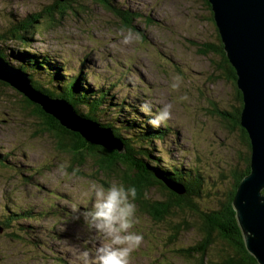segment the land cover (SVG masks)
<instances>
[{
	"label": "rangeland",
	"instance_id": "obj_1",
	"mask_svg": "<svg viewBox=\"0 0 264 264\" xmlns=\"http://www.w3.org/2000/svg\"><path fill=\"white\" fill-rule=\"evenodd\" d=\"M56 1L66 0H0V31L28 13L50 12L52 19L40 21L24 50L57 60L68 70L62 74L81 70L93 86L112 84L114 98H126L138 111L145 100L152 103L153 114L161 104H170V117L161 125L169 132L164 140L153 141L147 161L158 162L160 168L161 161L196 168L204 187L194 200L199 209L214 207L234 188V174L245 170L249 152L240 130L222 113L236 106L235 87L224 78L220 57L201 53L209 51L204 43L216 42L219 35L210 7L204 0H113L137 14L127 26L95 0H70L62 14L54 7ZM128 31L134 39L124 44ZM0 44L6 50H20V43L13 40ZM176 75L181 77L180 86L172 90L169 84ZM180 96L187 99L178 100ZM24 100L16 89L0 82V153L8 161L6 168L0 166V218L7 209H28L34 215L6 229L0 222V264H83V251L90 253L92 264L97 238L75 219L77 210L89 203L88 181L120 183L126 170L119 165L117 172L96 171L90 158L80 165L58 150L52 132L44 129L45 123ZM163 197L158 184L147 191L148 201ZM154 216L136 206L129 231L143 238L129 264H196V255L175 252L199 240L196 215L173 209L158 220ZM17 224L24 228L21 237L11 234L17 232ZM217 246L216 240L209 253Z\"/></svg>",
	"mask_w": 264,
	"mask_h": 264
},
{
	"label": "trees",
	"instance_id": "obj_2",
	"mask_svg": "<svg viewBox=\"0 0 264 264\" xmlns=\"http://www.w3.org/2000/svg\"><path fill=\"white\" fill-rule=\"evenodd\" d=\"M68 1L70 0L56 1L58 5H54V7L58 9L60 14H62L63 7ZM95 1L114 15L119 16L127 26L132 25V19L137 15L135 13L132 15L126 9H121L113 0ZM204 2L207 7H210L207 0H204ZM51 16L52 13L41 10L28 13L18 20L10 21L4 30L0 31V43L13 40L20 43V50H6L1 48L3 45L0 44L1 55L8 63L27 73L35 88L51 97L64 98L84 118L92 119L102 127H110L113 135L121 142L123 152L110 151L90 144L77 132L64 128L56 119L44 113L38 105L25 99L24 105L32 108V113L45 123L44 129L46 131L52 132L57 149L70 154L80 165L84 164L85 161L82 163L84 159L90 158L97 166L96 171L117 172L119 165H123L126 174L120 178V183L136 187L135 204L137 208L144 213L155 215V219L164 217L173 209L194 213L197 217L195 219V229L198 231L200 238L195 244L175 250L177 254L186 257L196 255V264H258L256 259L246 250L231 205L239 181L250 170V143L245 129L239 124L243 102L241 93L236 87L235 70L227 60L220 36H216V42L204 43L209 51L203 49L205 51L203 52L201 46L200 49L203 55L213 53L220 57L222 74L235 87V104H237L233 106L232 112L224 111L222 113L230 116L233 126L240 130L249 154L246 158L245 170L239 174H234V177H236L234 188H231L224 198L218 200L214 207L199 209L194 199L201 197L204 180L196 168H181L179 164L173 165L165 161H161L163 164L160 168L158 162L147 161L151 155L150 150L154 147L153 141L157 139L164 140L169 132L170 128L167 125L156 128L149 126L147 123L149 117L145 114L141 115L140 110L138 111L135 108V104H131L126 98H114L113 93H110L112 84L109 85L110 87L99 84L93 86L86 81V76L84 77L81 70L74 72V74H65L68 71L67 68L62 67V64L59 65L57 60L51 59L47 54L23 49L24 45L27 47L29 45H26V43L30 34L41 27L40 21L46 18L52 19ZM62 71H65L64 74L61 73ZM35 78L37 80L40 78L43 83H39ZM44 83L50 85L52 89L44 87ZM81 108H85L86 112H83L84 110ZM102 115L103 118L104 115L106 116L105 120L102 119ZM157 159L155 160L157 161ZM6 164H8V161L5 154L0 153V166L6 168ZM154 173H160L173 184H180L184 188L183 194H177L168 189L160 179L155 177ZM156 184L164 192V197L159 201H148L146 198L147 191ZM22 218H34V215L28 209H7V212L2 214L0 222L3 228L6 229ZM184 225H186V228L188 227L187 224ZM17 226H19L16 229L17 232L11 234L21 237L24 228L19 224ZM173 232L172 239L174 240L177 230L174 228ZM216 240L218 241L217 248L213 247V253H209L210 247L214 246Z\"/></svg>",
	"mask_w": 264,
	"mask_h": 264
},
{
	"label": "water",
	"instance_id": "obj_3",
	"mask_svg": "<svg viewBox=\"0 0 264 264\" xmlns=\"http://www.w3.org/2000/svg\"><path fill=\"white\" fill-rule=\"evenodd\" d=\"M207 1L227 60L235 70L236 87L243 102L239 124L250 143V170L239 181L231 205L246 250L258 264H264V204H260V198L264 197V0ZM0 82L16 89L90 144L123 152L111 128L84 118L64 98L51 97L36 89L28 74L8 63L1 53ZM154 175L171 191L183 194L180 184H173L160 173Z\"/></svg>",
	"mask_w": 264,
	"mask_h": 264
},
{
	"label": "clouds",
	"instance_id": "obj_4",
	"mask_svg": "<svg viewBox=\"0 0 264 264\" xmlns=\"http://www.w3.org/2000/svg\"><path fill=\"white\" fill-rule=\"evenodd\" d=\"M118 35L120 33H117ZM123 43H130L134 37L131 31L123 35ZM181 77L173 76L169 84L170 89L176 90L180 86ZM186 96L178 100H186ZM171 105L161 104L153 114L150 101H143L139 110L149 117L147 123L156 128L164 124L170 117ZM89 203L82 205L75 219L82 223V227L97 238V245L92 255V264H129L131 253L139 247L142 234L129 231L135 223L137 189L133 185L119 182L100 184L90 180L87 183ZM264 204V197L260 198ZM88 251L80 254L83 264H89Z\"/></svg>",
	"mask_w": 264,
	"mask_h": 264
},
{
	"label": "bare ground",
	"instance_id": "obj_5",
	"mask_svg": "<svg viewBox=\"0 0 264 264\" xmlns=\"http://www.w3.org/2000/svg\"><path fill=\"white\" fill-rule=\"evenodd\" d=\"M110 151H113V150H110ZM114 151H116V150H114Z\"/></svg>",
	"mask_w": 264,
	"mask_h": 264
}]
</instances>
